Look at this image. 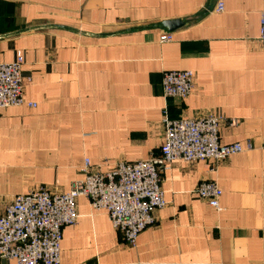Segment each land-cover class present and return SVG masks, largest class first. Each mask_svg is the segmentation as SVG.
<instances>
[{"label": "crops", "instance_id": "obj_1", "mask_svg": "<svg viewBox=\"0 0 264 264\" xmlns=\"http://www.w3.org/2000/svg\"><path fill=\"white\" fill-rule=\"evenodd\" d=\"M262 1L0 0V63L21 52L23 98L35 104L0 109V214L38 188L68 192L85 159L101 171L158 159L164 110L172 120L212 113L235 122L220 124L222 144L252 149L215 169L170 163L160 173L165 206L134 246L77 198L60 264H264ZM170 20L186 24L161 44ZM177 70L193 72V90L165 99L162 74ZM202 181L222 190L220 211L198 197Z\"/></svg>", "mask_w": 264, "mask_h": 264}, {"label": "built area", "instance_id": "obj_2", "mask_svg": "<svg viewBox=\"0 0 264 264\" xmlns=\"http://www.w3.org/2000/svg\"><path fill=\"white\" fill-rule=\"evenodd\" d=\"M218 2L216 13H222ZM172 40V34L163 32L159 43ZM258 41L264 51V0L260 11ZM23 55L17 52L11 63H0V109L27 105L23 98ZM161 87L165 99H186L194 87V74L190 70L167 71L162 74ZM226 122L212 113L180 117L172 120L163 111V142L160 157L146 161L114 164L108 171L92 166L85 159L80 172L83 179L74 182L69 191L55 193L38 188L12 198L0 214V257L15 264H60L62 229L74 225L78 214L76 200L84 197L91 209L107 215L112 227L123 241L134 246L137 236L154 222L153 213L165 206L160 189V173L173 161L187 163L211 161V169L230 156L252 149L247 142L222 144L218 129ZM198 197L208 206L220 211L222 190L214 181H202L196 188Z\"/></svg>", "mask_w": 264, "mask_h": 264}, {"label": "water", "instance_id": "obj_3", "mask_svg": "<svg viewBox=\"0 0 264 264\" xmlns=\"http://www.w3.org/2000/svg\"><path fill=\"white\" fill-rule=\"evenodd\" d=\"M185 24H186V22L183 20H170V21L162 22L161 28L166 30L167 32L171 33V32H174L175 30L183 27Z\"/></svg>", "mask_w": 264, "mask_h": 264}]
</instances>
